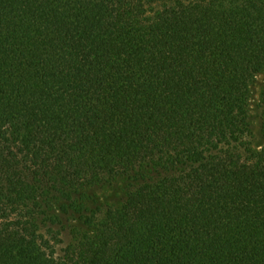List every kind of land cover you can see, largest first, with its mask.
I'll use <instances>...</instances> for the list:
<instances>
[{"label":"trees","instance_id":"1","mask_svg":"<svg viewBox=\"0 0 264 264\" xmlns=\"http://www.w3.org/2000/svg\"><path fill=\"white\" fill-rule=\"evenodd\" d=\"M262 76L264 0H0V264H264Z\"/></svg>","mask_w":264,"mask_h":264},{"label":"rangeland","instance_id":"2","mask_svg":"<svg viewBox=\"0 0 264 264\" xmlns=\"http://www.w3.org/2000/svg\"><path fill=\"white\" fill-rule=\"evenodd\" d=\"M263 82H264V77L263 76L259 77L258 86L261 87ZM251 115H252V122L254 124V128H255V131H256V136L259 137L260 136V123H259V116H258V112H257L256 108H253ZM111 193H112V190L104 191V192L100 191L101 196H106V197L107 196L112 197L113 194H111Z\"/></svg>","mask_w":264,"mask_h":264}]
</instances>
